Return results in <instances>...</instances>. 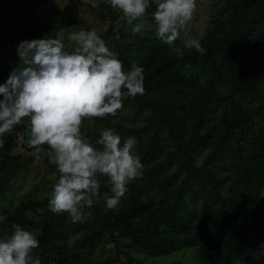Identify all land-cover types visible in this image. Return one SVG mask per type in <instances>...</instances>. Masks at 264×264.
Here are the masks:
<instances>
[{"label": "trees", "instance_id": "trees-1", "mask_svg": "<svg viewBox=\"0 0 264 264\" xmlns=\"http://www.w3.org/2000/svg\"><path fill=\"white\" fill-rule=\"evenodd\" d=\"M41 1L0 0V36L10 17L29 25ZM76 1L72 7L83 4L108 24L99 36L124 71L135 63L144 75L143 95L126 98L114 117L86 120L82 134L97 147L106 128L121 144L134 137L143 176L128 183L116 210L106 208L113 193L101 177L98 202L73 223L48 209L58 171L47 156L38 184L22 177L35 162L23 142L27 155L11 151L21 124L0 148V238L12 224L32 231L41 264H264V0H205L204 26L193 24L173 45L182 56L155 35L160 0L146 10L152 28L135 35L110 0ZM45 21L35 39H61L66 48L69 34L94 30L86 19ZM28 31L1 37L0 84L24 67L17 46L31 40ZM186 39L204 52L184 48ZM177 254L180 260L159 262Z\"/></svg>", "mask_w": 264, "mask_h": 264}, {"label": "clouds", "instance_id": "clouds-1", "mask_svg": "<svg viewBox=\"0 0 264 264\" xmlns=\"http://www.w3.org/2000/svg\"><path fill=\"white\" fill-rule=\"evenodd\" d=\"M110 5L121 11L134 35L152 28L145 20L149 0H110ZM196 7V0H160L153 13L156 37L173 46ZM67 40V48L54 38L18 44L24 67L13 70L0 84V148L6 135L24 124L21 140L32 149L30 154L37 159L46 155L58 171L48 193V209L82 223L87 219L85 209L99 200L101 177L107 178L113 193L106 198V208L116 210L128 183L143 176L144 165L133 153L134 137L121 144L120 136L106 128L97 147L81 129L86 120L116 116L126 98L143 95L144 75L135 63L124 71L95 30L73 32ZM184 48L204 52L196 39H186ZM171 51L183 55L179 47ZM11 228V234L0 238V264H41L34 255L39 248L37 236L20 224Z\"/></svg>", "mask_w": 264, "mask_h": 264}, {"label": "rangeland", "instance_id": "rangeland-1", "mask_svg": "<svg viewBox=\"0 0 264 264\" xmlns=\"http://www.w3.org/2000/svg\"><path fill=\"white\" fill-rule=\"evenodd\" d=\"M43 1H41L42 4L36 7L35 13H34L35 19L31 23H29V25L25 22H22L20 18L18 17L8 18L5 21V26H7L6 35L3 37L7 38V36H9V34L11 33L20 34L21 32L28 29L29 37L31 38V40H33L35 39L37 35L42 34L43 32L42 27L46 24L45 20H48V19L51 21L54 20V22H56V19L61 20L63 18L65 19L74 18L76 21L77 20L80 21L81 19H86L87 20L86 24L88 25V27L93 28L97 32L98 35L102 33L108 26V24H104L100 22L98 19H95L94 16L91 15V11L89 10L90 9L89 7L83 6V4H80L81 6L72 7V4L74 3V1L77 3L76 0H48L44 2ZM83 1L88 2L91 5L97 4L100 1L105 2L103 0H83ZM196 2L198 4L196 5L197 7L193 15V18L191 21L188 22L187 26L181 30L180 34L182 35H180V37L184 36L186 31H188L193 24L195 28L200 27L201 24L202 26H204V23L198 20V16L199 15L201 16V14L205 13L206 1L196 0ZM63 32L64 30L61 31V34ZM1 37L2 36H0V43L2 42ZM7 53L11 54L10 48L7 50ZM7 68L13 69L10 63L8 64ZM21 136H22L21 134L13 135L14 140L11 143V151L14 153L20 152V153H23L24 155H27L28 151L25 150L21 146L22 145ZM45 157L46 155H42L40 159H37L36 157H34L33 159L35 162L34 166L30 165L28 168H26L25 171L22 172V177L27 181V183L29 181H32L33 183L38 184L39 182L38 180L40 176L46 173V167L44 165ZM49 178L53 180V175H50ZM180 256H181L180 254L168 256V257L162 256V257H159L158 259H160L159 262L161 263L162 262L172 263L177 260H180L181 258ZM161 259H165V260H161Z\"/></svg>", "mask_w": 264, "mask_h": 264}]
</instances>
